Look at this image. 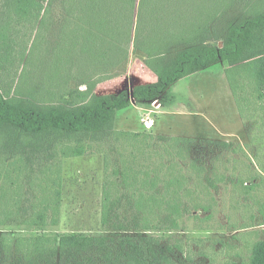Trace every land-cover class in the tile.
Instances as JSON below:
<instances>
[{
    "label": "rangeland",
    "instance_id": "374dc122",
    "mask_svg": "<svg viewBox=\"0 0 264 264\" xmlns=\"http://www.w3.org/2000/svg\"><path fill=\"white\" fill-rule=\"evenodd\" d=\"M196 2L191 17L196 14L203 32L196 39L182 18L184 7H165L167 14H177L169 16L164 31L190 40L187 47H171L157 67L174 63L184 51L221 49L238 19L264 14V0ZM61 15H67L64 27L58 24ZM125 17L128 29L130 8ZM83 26L78 5L56 2L41 24L0 0V237L14 246L18 239L27 244L38 236L54 240L64 234L147 236L169 253L170 264H248L254 244L264 239V100H258L252 81L241 79L238 106L226 76L230 62L220 61L177 81L164 94L163 107H156L158 99L147 103L131 97L130 106L117 111L114 122L99 132L50 134L27 128L23 118L37 115H25L24 109L64 111L72 107L69 90L97 98L132 96L135 87L154 76L158 81L147 56L135 50L134 41L125 44L126 36L121 43L128 55L107 52V43H97L90 60L79 59L88 42L86 31L79 30ZM61 27L64 49L72 47L68 37L78 40L73 58L57 65L49 52ZM163 109L172 114L164 121ZM173 137L227 142L230 148L211 153L200 171L193 166L196 154L177 155L179 147L169 140ZM77 148L84 154L76 155ZM139 197L147 203L141 214L134 207ZM172 200L180 206L175 214L167 208ZM142 215L149 221L146 232L134 224Z\"/></svg>",
    "mask_w": 264,
    "mask_h": 264
},
{
    "label": "trees",
    "instance_id": "16d2710c",
    "mask_svg": "<svg viewBox=\"0 0 264 264\" xmlns=\"http://www.w3.org/2000/svg\"><path fill=\"white\" fill-rule=\"evenodd\" d=\"M197 0H6L9 8L16 10L21 17H36L39 22L44 23L50 13H53L56 2L62 5L70 3L78 5L80 9V21L84 24L79 27L80 31H86V44L81 47L83 57L79 59L90 60L96 53L97 43L106 45L107 52L124 51L128 55V50L122 47L123 36H126L125 44L134 41L136 51L147 56V66L158 76V81L153 84L139 85L133 89L132 96L129 93L122 97L97 98L89 96L86 91L69 90L68 97L71 101V108L64 111L50 108L48 112L38 110H27L26 114L37 115L36 119L26 116L23 123L27 128L35 127L39 132L48 133L75 132L80 135H89L94 132L104 130L114 122L116 112L126 109L131 104V97L138 102H150L162 97L168 89L177 81L186 78L198 71L219 63L229 61L230 67L226 72L233 95L239 100V87L241 79L245 77L252 81L254 91L258 100H264V14L256 11L248 19L242 16L233 24L224 36L225 44L221 49L203 47L201 50L181 51V57L172 64H167L164 68H159L156 61L163 59L171 52V47H181L189 42L187 35L177 36L170 31H164L165 22L169 16L176 18L177 13L167 14L166 6L184 7L182 18L190 23L189 30L192 37L196 39L203 33L201 25H197L199 20L196 16L191 17L197 6ZM232 3H242L245 0H229ZM47 4V7L44 6ZM202 5V4H201ZM111 6H117L119 10L112 12ZM130 8V28H126L127 18L125 17ZM172 8V7H170ZM73 9H76L73 7ZM204 11V10H202ZM67 15L58 18L60 26L67 25ZM199 17H202V13ZM246 18V19H245ZM52 19V17H51ZM189 19V20H188ZM201 21V20H200ZM134 31V25H136ZM85 25L87 28H85ZM140 26V29L138 27ZM62 28V27H61ZM55 39L53 51L56 64H62L68 56L75 55V41L78 36L68 37L71 48L62 47L60 35ZM56 37V36H55ZM105 38L113 40V44L106 42ZM5 39V36H2ZM114 46V48H113ZM187 47V45H186ZM107 52H103L102 57H107ZM90 54V56L88 55ZM65 57V58H64ZM69 62V61H68ZM162 64V61H161ZM81 103L74 106V102ZM8 106L10 103L7 102ZM242 107V106H241ZM243 116V110L240 112ZM28 122V124H27ZM22 123V124H23ZM110 129V128H108ZM139 136V135H136ZM174 145L179 147L177 155L184 159L183 153L196 154L193 166L203 171V162L210 160V154L217 151L227 150L230 145L227 142H217L209 140H197L194 138L173 137L169 139ZM173 145V146H174ZM169 147V145H168ZM76 155H83L84 149L77 148ZM205 166V165H204ZM179 181V180H178ZM146 187V184L145 186ZM60 197V196H59ZM138 198L134 207L139 214L144 212L147 203ZM175 199V198H174ZM173 199V200H174ZM167 202L168 211L172 214L179 212L176 203ZM60 198L56 202L57 215L60 209ZM56 215V216H57ZM139 216V215H138ZM135 217L136 229L146 232L149 229V221L143 215ZM40 223L45 224L47 218L38 216ZM107 219L106 212L103 216ZM18 239L16 245L8 243L7 238L0 237V264H170L171 256L168 252L160 251V244L154 238L147 236L128 238H98L93 239L86 235H58L54 240L46 236H38L29 243L24 244ZM25 246V247H24ZM24 247V248H23ZM248 264H264V239L259 240L253 246Z\"/></svg>",
    "mask_w": 264,
    "mask_h": 264
},
{
    "label": "crops",
    "instance_id": "0c3cea01",
    "mask_svg": "<svg viewBox=\"0 0 264 264\" xmlns=\"http://www.w3.org/2000/svg\"><path fill=\"white\" fill-rule=\"evenodd\" d=\"M153 83H156V79H155V76H154V78H153V80H151L149 83H146V84H153ZM143 85H145V84H143ZM200 88H202V86H200ZM133 93V92H132ZM163 97H165V95L164 96H162L161 98H159L157 101H156V107H163V105L164 104H167V102H166V100H165V98H164V100H163ZM138 103V102H137ZM147 103H149V102H147ZM152 104H153V102H151ZM133 105V104H132ZM155 105V104H154ZM160 115H161V120L162 121H164V116L166 115V116H171L172 114L170 113V112H168L167 110H164L163 109V111H161L160 112Z\"/></svg>",
    "mask_w": 264,
    "mask_h": 264
}]
</instances>
